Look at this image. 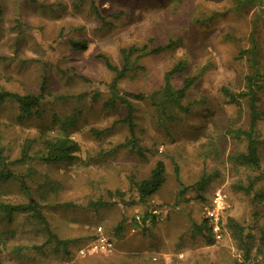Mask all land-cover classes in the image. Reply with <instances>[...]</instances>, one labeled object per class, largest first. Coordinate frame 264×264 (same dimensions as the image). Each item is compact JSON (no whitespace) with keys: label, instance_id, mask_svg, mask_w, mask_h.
<instances>
[{"label":"rangeland","instance_id":"obj_1","mask_svg":"<svg viewBox=\"0 0 264 264\" xmlns=\"http://www.w3.org/2000/svg\"><path fill=\"white\" fill-rule=\"evenodd\" d=\"M180 1L0 0V89L39 94L45 84L49 92L42 114L22 121L13 105L0 108V149L14 161L25 140L65 132L80 145L76 163L49 165L34 160L15 165L16 179L0 185V201L18 203L25 200L19 181L23 176L33 195L46 180L59 184L43 212L53 232L69 242L67 249L55 252L44 245L41 228L27 216L9 219L0 214V264H236L242 256L228 230L220 241L215 237L213 245L194 234L195 225L210 219L217 193L225 200V209L219 210L221 220L231 217L256 226L249 232L256 234L260 244L264 210L257 209L254 193L247 196L234 189L239 181L248 184V178L258 175L229 164L227 158L243 151L245 142L223 132L229 126L245 128L246 114L238 118L235 106L221 111L220 89L228 86L239 92L243 88L250 70L241 51L250 49L252 35L259 45L258 70L264 74V0L241 8L239 0ZM96 7L106 26L98 20ZM119 13L118 19L111 17ZM179 38L181 46L174 51L133 58L136 67L119 82L121 92L150 95L162 89L165 73L180 60L188 63V69L174 78V87H181L188 76H200L184 101L193 105V111L182 119H168L150 99L133 101L136 135L146 150L142 159L128 147L118 148L128 141L129 130L124 124L112 125L126 118V110L103 107L114 75L98 56L106 54L121 66L123 48H154ZM81 40L88 42L86 52L71 45ZM97 91L104 93L99 102L79 98ZM261 97L264 108V90ZM71 117L73 122L63 133L61 124H68ZM110 127L100 137L92 131ZM257 136H264V120ZM157 161L166 166L165 184L147 205L131 206L137 195L134 184L148 178ZM176 167L180 182L190 188L184 196L178 195ZM29 172L34 175L29 177ZM204 173L213 178L202 191L196 184ZM255 188L264 190V180ZM109 190H120L125 196L115 199L112 207H89L91 202L107 201ZM151 211L155 221L144 223L145 213ZM98 228L110 238L113 251L82 255Z\"/></svg>","mask_w":264,"mask_h":264},{"label":"trees","instance_id":"obj_2","mask_svg":"<svg viewBox=\"0 0 264 264\" xmlns=\"http://www.w3.org/2000/svg\"><path fill=\"white\" fill-rule=\"evenodd\" d=\"M171 1H176L177 4L181 3L180 0ZM253 1L255 0H239L238 3L241 8L247 4L252 5L251 2ZM93 10L102 25L107 23L100 8L96 7ZM2 11L0 2V19L3 14ZM120 15L122 14H112L111 17L118 19ZM203 22L204 21L202 20H196L197 24H202ZM106 25L107 24H105V26ZM181 43L182 39L179 38L171 39L165 45L154 48H149L147 45L142 48H137L135 46L123 48L120 50L121 66L115 65L106 54H100L98 56L106 68L114 75L110 84L107 85L109 99L103 103V107L108 110L117 107H124L126 110V118L112 125L113 128L119 123L124 124L129 130L128 141L125 144L119 145L118 148L128 147L130 151L139 158L144 159L146 157V150L141 146L136 135V124L134 122L135 108L133 101L150 99L170 120L182 119V115H189L192 113L193 105H185L184 101L188 92L200 79V76H188L184 79L181 87L173 86L174 78L184 74L188 69V63L185 60H180L172 67V69L165 73L163 77V87L158 92L147 95L143 93L121 92L119 88V82L135 66L133 58L140 60L148 56L174 51L181 46ZM250 44V49L241 51V57L246 59L248 69L250 70L243 79V88L238 92L230 89L228 86L221 87V111H225V108L227 107L235 106L238 109V118H241L243 113L246 114L245 128L229 126L226 130H223L226 137L231 136L236 140L245 142L243 151L231 154L227 160L235 169L246 168L258 175L254 178H248V184L239 181L238 184L234 186V189L237 192H243L247 196H251L254 193L252 200L257 201V209L261 208L264 210V190H257L255 188L258 182L264 180V173H261L264 165V136H257V127L259 123L264 120V108L261 106V95L264 90V74L258 70L260 64L258 60L259 45L255 40L254 35L251 36ZM71 45L73 49L78 52H86L89 47L86 40L71 41ZM48 94L49 92L45 84L41 85L39 94L29 93L21 95L9 92L5 89H0V108L6 104L13 105L19 111L18 121H22L31 118L34 115L42 114V104ZM103 95V92L97 91L92 96H89V94H83L79 96V98L82 100L92 98L94 102H99ZM53 118L57 120L56 115H54ZM72 122L73 118L71 117L68 124H61V131L64 133ZM112 128L92 131L97 137H100L103 133ZM36 145L40 146V149L34 151ZM79 152L80 145L72 140L66 132L62 136L44 135L39 141L37 139L25 140L19 158L14 161H10L8 157L4 155V150L0 149V185L16 179L15 172L12 169L15 165H24L34 160L49 165H72L78 161ZM175 173L177 182L181 187L178 195L184 196L190 188L184 187L180 182L178 167L175 168ZM27 175L31 177L34 173L29 172ZM217 175L218 174H215L214 177ZM212 178L211 175L204 173L200 178V181L196 184V187L203 191ZM19 181L25 200H21L18 203H6L0 201V214L9 219L16 215L27 216L30 221L41 228L43 235L46 238V241L43 243L44 245L52 246L55 252H59L60 249L66 250L69 242L60 239L57 234L53 232L51 225L43 212L45 205L49 202V197L59 191L60 185L56 182L46 180V182L44 181L42 186H39L38 190L35 191L37 195H33L30 186L27 183V177L23 176ZM165 181L166 166L163 161H157L149 177L134 184L137 195L130 205H147L148 201L162 189ZM124 196L125 192L120 190H109L107 192V201L100 200L97 202H91L89 203V207L94 209L112 207L117 203L115 199L121 201ZM198 199L204 200V198L200 197H198ZM147 219L155 221L156 216L152 211L147 212L143 218L144 223ZM219 226L220 235H223L228 230L232 240L241 253V262L238 260L236 264H264V238H260V244L257 245L256 234L251 232L256 226L244 225L242 222H238L231 217L227 218L225 221L222 220L219 223ZM213 228V222L205 217L199 224L195 225L194 234L202 237L208 244L213 245L216 243V235L213 232ZM121 230L122 227L118 228L117 231L120 232ZM249 230L251 231L249 232ZM220 239L217 241H220ZM37 249L39 250L40 248Z\"/></svg>","mask_w":264,"mask_h":264},{"label":"built area","instance_id":"obj_3","mask_svg":"<svg viewBox=\"0 0 264 264\" xmlns=\"http://www.w3.org/2000/svg\"><path fill=\"white\" fill-rule=\"evenodd\" d=\"M225 200L224 196L221 193H217L215 198H214V210L208 212V216L210 217V220L214 224L213 232L216 235L217 239L221 238L220 235V226L219 223L222 221L221 218L219 217V210L221 212L225 209L224 208ZM136 219L139 221L140 217H136ZM113 251V244L108 238L105 233L103 232L102 228H98L96 232V236L91 242V244L83 249L81 251V254L84 255L86 254H106V253H111Z\"/></svg>","mask_w":264,"mask_h":264}]
</instances>
